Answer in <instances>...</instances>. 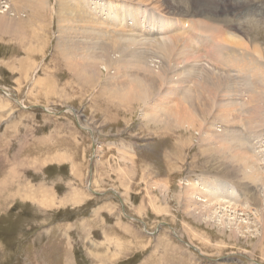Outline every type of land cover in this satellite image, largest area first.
<instances>
[{
  "label": "rangeland",
  "instance_id": "obj_1",
  "mask_svg": "<svg viewBox=\"0 0 264 264\" xmlns=\"http://www.w3.org/2000/svg\"><path fill=\"white\" fill-rule=\"evenodd\" d=\"M109 1L114 6H109ZM58 2L48 0V25L39 30L45 31L46 38L19 39L14 33L0 31V264H264V253L252 245L258 242L260 233L250 235L248 242L242 239L236 243L224 237L226 244L220 243L217 225L194 220L177 199L193 182L200 187L207 185L211 195L228 188L226 192L235 194L232 199L236 201L240 198L245 204L251 199L252 193L242 194L247 191L241 182L239 185V179L226 177L220 171L224 162L239 166L229 158L233 152L227 157L220 139H207V134H220L223 129L234 136L239 147L248 149L264 174V101L259 102L262 111L255 113L254 103L248 102L255 77L243 65L251 58L264 63V56L251 49L252 42L264 49V0H160V4L166 2L160 9L154 1L82 2L98 11L99 17L110 16L109 19L116 16L117 9L127 18L138 12V20L146 25L131 26L136 33L129 30L130 33L139 37L130 40L125 38L124 30L116 29L117 23L124 29L126 19L122 25L119 21L102 24L107 33H122L123 38L120 34L111 38L92 26L83 28L75 23L74 40L80 46L85 43L86 51L95 45L94 50L100 52L102 45L107 47L110 40L121 38L129 43L127 46L134 43L147 59L156 52L153 43L169 35L172 38L178 30L185 31L184 36L198 47L205 38L199 52L202 58L184 61L185 54L179 47L173 52L169 75L162 79L164 92L175 82L182 97L187 92L190 96L193 91L189 88L200 85L204 71L217 66L216 72L227 74L229 83L224 91L212 94L216 97L208 114L205 112L204 118L190 125L174 113L177 108L172 100L176 96L168 100L163 92L158 94L161 108H157L156 115L144 116L151 110L150 100L129 99L108 85L134 75L113 74L101 62L104 58L99 57V62L98 58L84 60L97 63L89 71L73 68L71 64L78 61L57 38L54 7ZM169 3L174 8L181 7L183 13L162 11ZM48 9H54L53 18ZM10 16L15 17L12 13ZM179 20H187V25L183 27ZM199 23L205 24L201 27ZM1 25L10 29L14 26L9 20ZM145 27L153 32L150 34ZM93 32L104 36L102 41L87 37ZM221 35L250 46H236L221 40ZM216 45L235 52L232 62L222 57L214 60L218 59ZM136 60L133 59L138 65L125 63L131 64L125 73L136 72L139 64L146 66L142 59ZM149 64L151 72L158 71L154 63ZM200 64L197 71L194 66ZM189 65L194 74H187ZM157 115L164 117L159 120ZM213 178L218 185H214ZM157 180L169 187L166 201L155 186L151 187ZM207 180H213V186ZM243 181L254 185L251 179ZM150 187L162 201L157 204H167L168 213L152 209L146 199ZM252 217L251 222L255 220ZM186 224L206 235L208 241L195 237Z\"/></svg>",
  "mask_w": 264,
  "mask_h": 264
},
{
  "label": "bare ground",
  "instance_id": "obj_2",
  "mask_svg": "<svg viewBox=\"0 0 264 264\" xmlns=\"http://www.w3.org/2000/svg\"><path fill=\"white\" fill-rule=\"evenodd\" d=\"M147 1H151V2L154 1V3L157 4V6H159L158 7L159 9L162 6H164V4H166V2L164 4H160V0H142V2H147ZM79 2H81V3H79ZM82 2H84V0H76V3L73 1L70 2L69 0H59L58 7L57 8L54 7V9L56 11V17H54V18L57 19V23L59 26V33H58L57 38L60 39V44L62 45L63 48L67 47L66 49H68V51H69L67 53L71 56H74V58L78 61V62H74L71 64V66L73 65V68L75 67L76 69H78L79 71H82V72L85 70L89 71V69H92L93 67H95V65L97 63H93V62L85 63L84 60H86V59L91 60L93 58L95 61V59L98 58L97 62H99V57L104 58L103 59L104 61H101V62L104 65H106L108 70L111 71V69H112L113 74H121L124 76L130 75V77L132 75H134V77L135 76L138 77L135 80H134V77H132L131 79L128 77V80L124 79L121 82H116V81H115L116 83L109 82L108 85L110 86L112 91H115V93H117V91H120V93L124 92L125 96L128 97L129 99L138 98V99L146 101V102L148 100H150L152 106H150L151 110L149 109L148 113H150V112L151 113L150 114L143 113V114H145L144 116H148L151 114L153 116L156 115V113L158 111L157 108L158 107L161 108V105H159L160 98H159L158 94L163 92L166 95H168V100L171 99V96L172 97L176 96V99L173 98V100H172V102L175 103L176 108H177L174 113L176 115L178 114V116L183 118L186 122V125H187V123H188V125L193 124V122L198 120L199 117L204 118V113L207 112L208 107H211L213 104L214 98L216 97V96H214L216 91L219 92L220 89L222 91H224L223 89L226 88L227 87L226 85H228V83H229L228 82L229 78L226 76L227 75L226 73L223 74L222 69L221 70L219 69L220 71H222L221 73L219 71H218L219 73L215 71L217 66H216L215 70H211V69L206 70V71L203 70L205 74L202 76V79H200L201 80L200 85L197 87L195 86V88L193 90L191 88H189L191 92L193 91L190 96H189V93L187 92L188 94L184 93L183 94L184 96L181 97V95L179 94V92H180L178 89L179 87L178 88L176 87L177 84L175 82H173L172 85L170 87H168L169 90H167L166 92H164L162 89L163 84H164L162 79H165L166 76L169 75V73H170L169 67L171 66V63L173 61V55H174L173 52L176 51V49H178L179 47H181V49H182L181 52L183 53V55L185 54L184 59H183L184 61L185 60L187 61V59H191V58H195V60L197 58L200 59V58H202V56L199 52H200V48L203 47L202 45L205 42L204 37H202L204 39L201 42V46L198 47V45H195V42L191 43L190 39H188L187 37L184 36L185 31L182 28V31H184V32H181V31L179 32V30H178L177 31L178 33L174 32L176 34L175 35L173 34L174 35L173 37L171 35L172 38H169L170 37V35H169V37H168L169 39L162 37V39H158L156 43H153V44H155L156 52H154L153 56L148 57L147 59L146 58L144 59L142 57L141 51H139L138 49H136V47H134V43H130V45L127 46V44H129V43H127V42L124 43L125 39H121L124 36H125V38L127 37L130 40L134 39V38L136 39L137 37H139V35H135L133 33H130V31H132V32L136 31V29L131 28V26H134V25L138 26L141 23L138 20L139 15L136 14L138 12H135V11L132 12L130 14V18H127L125 12H123V13H125V14H123L122 10L117 9L115 11L116 16L109 19L108 17H110V16L105 17V18L102 16L99 17L100 15L98 16V14H99L98 11L96 12L95 10H90L89 9L90 7L87 8L84 5V3H82ZM108 3H109V6H114L113 1H109ZM157 6H156V8H157ZM165 7L168 9L163 7L164 10H162V11L166 10L167 13H172L175 11H177L180 14L183 13V11L181 10V7L180 8L179 7L174 8L172 3H169V5H166ZM47 8H48V0H7V1L6 0L5 1L0 0V10H1L0 11V31L1 32L14 33V35H16L17 38H19V39H41L42 37L47 36L45 31H43V32L39 31L40 29L46 28L48 25L47 24L48 20H46L47 16L45 15V11ZM53 10L48 9V11H49L48 13H50L51 18H53L52 17V15H53L52 11ZM11 13L13 15H15L14 18H16V19H14L10 16ZM23 13H29V14L25 15ZM107 15H109V13ZM183 15H185V14H183ZM45 16H46V19H45ZM11 18L14 20H12ZM124 19L127 20V23L124 22L126 24L127 30H126L125 26H124V29L121 26L119 27L118 23L116 22V21H119V23L122 25ZM8 20L11 21L14 25L12 29L8 28L7 26L1 25L3 23L6 25ZM177 20H178V18H177ZM187 20H184V21L179 20L177 22H179V24L184 27L187 25V22L189 21V20L188 21ZM207 20H209V19H207ZM106 22H108L109 25H113V24L117 23L118 28H116V29L120 28V29L124 30V32H123L124 36H122V33H118V32H116L117 34H113V35L109 34L110 30L107 33L106 28L104 26L103 27L105 29L102 28V24H107ZM75 23H78L83 28L88 26V25L92 26V27H94L93 30H100L101 31L100 34L105 33V35L106 34L111 35L110 36L111 38H113L114 36H117L118 34H120L122 37L110 40L112 43H108L109 45L107 47L103 43L104 45H102V48L100 47V49L102 51L104 49L103 52L102 51L96 52L94 50L95 45H93L90 48L91 50L89 49V51H86L84 49H87L88 47L87 48L85 47V45H86L85 43L83 46H80L74 40V39H76V37L73 36V34H75V33H73L72 30L75 27ZM189 23H191V22H189ZM204 24L205 23H203V26H204ZM142 25L146 26L145 23H143ZM200 26L203 27L201 24H200ZM10 27H12V26H10ZM107 27H109V26H107ZM206 27H204L203 29L205 30ZM146 29H148V32H150V34H151V32H153L152 28H150V27H148ZM194 29H196V28H194ZM203 29L201 28V31ZM209 29H210V26H209ZM198 30H200V28ZM126 31H129V32L127 33ZM244 31H246V30H244ZM112 32L113 31L111 30V33ZM171 32H172V29H171ZM204 32L209 33L208 31H204ZM210 32H211V30H210ZM79 33L81 34L80 31H79ZM83 33H85V31H83ZM134 33H136V32H134ZM108 35H106V36H108ZM193 35H194V33H193ZM100 36H96L95 32L89 33L87 35V37L89 39H97V38L99 39V38H101ZM152 36H154V35H152ZM199 36L201 37V35H199ZM103 37L101 38V41H102ZM218 37H220L221 40L224 39L226 42H230L231 44H235L236 46H239V45L245 46L247 44L246 42L241 41V40L239 41L236 39H231L232 37L228 38V37H226V35L225 36L221 35ZM142 38L144 39V37H142ZM146 39H148V38H146ZM107 41H109V40H107ZM107 41L105 40V43ZM252 41H253V38H252ZM251 45H252L251 49L253 50V52L260 54V56L261 55L264 56V49L259 47L255 42L254 43L252 42ZM249 46H250V44H249ZM213 47H215V46H213ZM65 51H67V50H65ZM201 53H202V51H201ZM215 54L218 56V59H216L217 57H215V56H213V57H215L214 60H217V61H220L219 57H220V59L222 57V59L224 61L227 60L229 62L230 58L235 56V52L227 51L226 48H224L220 45H218V46L216 45ZM136 58L142 59V61L141 60H138V61L143 62V64L146 66H144L142 68V66H140V64H139L138 67L136 66L138 69V70H136V72L131 70L132 72L130 74L125 73L124 71L127 69V67L129 65H131V64L126 65L125 63L132 62L134 65H136L137 63L135 64V62L133 61V59L136 60ZM149 58H151V60H149ZM258 59L259 58H257V59L251 58L250 61H247L243 64L245 66V68L248 69L247 70L248 73L249 72L252 73V75L255 77L252 84H251L252 87L249 90L251 94H250V98H249L248 102L254 103V105H255L254 106V112L257 114H258V110H261V108H262L261 105H259L262 103H259V102L260 101L262 102V100L264 101V63L260 62ZM148 60L150 63H154L153 66L155 67V69L156 68L158 69L157 72H155V73L151 72L152 64H149ZM221 62H218V63L220 64ZM99 64H101V63H99ZM201 66H202V64L198 65V67H197V65L194 67H196L197 71H199ZM124 67H125V69H123ZM213 67H211V68H213ZM245 68H243L244 71L246 70ZM192 69H193V66H192ZM187 70H188L187 74H189V75H190V73L195 72V71L192 72L190 65H189V67H187ZM96 71H97V68H96ZM97 72H99V71H97ZM197 77H198V75H197ZM82 78H84V77H82ZM110 78H112V77H110ZM198 78H200V77H198ZM112 80H114V79L112 78ZM196 80H197V78H196ZM164 81H167V80H164ZM188 87H189V85H188ZM212 94H214L213 95L214 97L212 96ZM180 105H185V106L183 108H181V110H180V109H178V106H180ZM203 107H205V110L202 109ZM161 111H163V110H161ZM165 113H167V112H165ZM207 114H208V112H207ZM167 115H169V114H167ZM226 116H227V113L225 115H223L224 118H226ZM232 116H234V115H232ZM163 117L164 116L162 115V116H158L155 118H158L160 120ZM169 117L171 118V116H169ZM225 122H226V120H225ZM223 131H224V129H223ZM223 131L221 130V132H223ZM221 132H220V134H217V133L207 134V139L213 140V141H214V139H220V144H222V146L224 147V150L227 152V153L225 152L226 155L233 152L230 157H229V155L227 157L233 159L234 162L237 163L239 166L238 167H232V166H230L231 163L227 164L226 162H224L221 164L223 166V168L221 167L222 170H220V171L223 175L225 174L226 177L231 176L232 179H235V180H236V178L239 179V180H237L239 182V185L241 182V185L243 184L244 190L247 191V193L242 191V194L248 195V194L252 193L251 199H249L248 202L245 201V204L241 203L242 201L241 202L239 201L240 198H238L236 201V199H234L235 197L232 199V196H234L235 194L233 195L231 193L226 192V190L228 188H226L224 190L219 189L220 191H216V193L213 192V194L211 195V194H209V189H207V187H206L207 185L203 186V187L201 185V187H200V185L197 186L196 182L188 183V185L189 184H191V185L183 193L181 191V193L179 194L177 199L179 200V203L183 202V208L186 210L188 215H191L194 218V220L199 221V222L203 221L207 225L212 226V227H214L213 225H217V227L219 228L218 234L222 236L220 243L226 244L224 241V237H228L230 240H233L236 243L240 242L242 239H245L248 242L252 235H255V234L258 235V233H260V237H258V240H257L258 242L256 244H254L251 241V243L253 246L257 245V247H259L261 249V251L264 253V174H262L263 173L262 170H260L257 167V162H255L253 160V158H252V156H251V154L247 148L239 147L237 141L234 140V136L229 135L228 131H227L228 133L225 131V132H223V134H221ZM218 150L223 152L222 148H218ZM218 160H219V158H218ZM241 175H243V177ZM243 178L251 179L254 182V185L245 184L246 182L244 183ZM213 180H215L214 182L216 183V184L214 183V185H218L217 184L218 180L216 178H213ZM213 180L211 182H209L207 180V182H209L213 186ZM154 186H155V188H157L159 190V193H161L163 200L166 201L167 197H168V190H169L168 185L165 182H160L159 180H157L155 182V184L151 185V187H153V188H154ZM220 186H222V185H220ZM151 187L147 189V193H146L147 194L146 199L148 200V203L151 204V206L153 207L152 209H155L156 212L168 213L169 207L167 206V204L165 205V207H161V205L157 204L160 201L159 200L160 197L157 196L155 193H153L154 191L151 190L152 189ZM227 195H229V196H227ZM245 195H241V196H245ZM242 198L244 199V197H242ZM160 202H162V201H160ZM164 203H166V202H164ZM252 215L254 216L255 220H253L251 222V220L253 219ZM254 221L257 222L255 224V226L253 224ZM259 224H261V225H259ZM186 225L189 228V230L192 231V233L195 237L196 236L201 237L202 240L208 241L205 238L206 235H204L203 233H200L193 226H191L189 224H186ZM258 226H260L261 228H258ZM229 228H230V230H229ZM223 244H221V245H223ZM101 259H103V258H101Z\"/></svg>",
  "mask_w": 264,
  "mask_h": 264
}]
</instances>
